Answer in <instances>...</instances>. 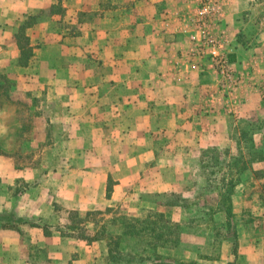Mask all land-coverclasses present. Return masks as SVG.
I'll return each mask as SVG.
<instances>
[{
    "label": "crops",
    "instance_id": "0c3cea01",
    "mask_svg": "<svg viewBox=\"0 0 264 264\" xmlns=\"http://www.w3.org/2000/svg\"><path fill=\"white\" fill-rule=\"evenodd\" d=\"M54 6L60 12H52ZM195 10V0H0L2 76L17 80L23 96L39 100L36 124L46 118V125H59L55 134L64 152L75 149L81 159L84 148L98 143L91 159L98 160L105 195L110 174L136 172L120 170V162H144L156 144L177 145L190 159L193 151L228 141L224 138L246 123L257 130L255 144L264 147V126H255L264 122V7L253 0L218 2L216 31L234 52L241 78L223 98L208 61L197 56L190 39L197 35ZM30 19L25 36L33 54L21 66L18 36ZM156 134L167 137L160 141ZM0 167L11 169L12 180L30 176L16 174L4 158ZM54 175H44L48 186L13 197L18 216L51 223L50 180L68 183L71 173ZM2 177L0 171V208L8 200L2 201L3 180L10 182ZM21 230L26 238L0 228V264H38L29 258L40 251L25 250L27 242L46 247L55 264H86L82 252L72 258L70 239L59 232L44 236L40 228L25 225ZM258 238L240 264H264V236Z\"/></svg>",
    "mask_w": 264,
    "mask_h": 264
},
{
    "label": "rangeland",
    "instance_id": "374dc122",
    "mask_svg": "<svg viewBox=\"0 0 264 264\" xmlns=\"http://www.w3.org/2000/svg\"><path fill=\"white\" fill-rule=\"evenodd\" d=\"M51 11L60 9L54 6ZM225 43L235 68L234 52ZM202 59L210 65L209 59ZM2 73L0 70V158L10 162L16 174L30 176L27 180L23 177L12 180L11 169L5 172L0 167L2 178L10 181L2 183V201L8 200L0 208L1 229L15 230L26 238L21 227L29 225L9 228L15 218L34 221L41 230L46 225L50 234L59 232L69 238L72 258L82 252L86 264H105L110 239L118 242L122 252L131 253L136 260L144 259L143 264H155L156 257L166 264H240V258L250 256L248 247L253 241L264 236V147L255 144L254 133L246 123L242 141L237 140L236 134L228 135L224 138L228 141L222 144L193 151V159H188L190 155H185L177 145L156 144L150 150L153 154L144 162H120V170L126 167L132 171L135 167L136 172L128 177L110 174L108 198L100 188L98 160L91 159L98 155V143L84 148L81 159L76 157L75 149L64 152L55 134L59 125H46V118L36 124L39 100L20 94L22 85L13 78H4ZM236 76L239 86L241 78L238 73ZM215 83L220 98L226 97L218 92L216 77ZM262 121L258 123L260 127L255 126H264ZM156 138L163 140L159 134ZM123 148L117 147L120 154ZM203 149L209 150L206 159L213 163L207 170L197 162ZM239 152L243 156L241 166L245 168L240 174L230 166L240 156ZM219 169L228 175L223 189ZM209 171L213 174L209 175ZM57 172H70L71 176L68 183H59V178L50 180L47 202L53 209L51 223L42 218L18 216L13 197L41 184L48 186L44 175L48 179ZM229 176H234L235 182L227 193ZM26 183L29 186L25 189ZM131 231L136 235H125ZM24 249L31 253L40 251L29 260L55 264L54 259L47 258L46 247L27 242Z\"/></svg>",
    "mask_w": 264,
    "mask_h": 264
},
{
    "label": "built area",
    "instance_id": "2783aa9c",
    "mask_svg": "<svg viewBox=\"0 0 264 264\" xmlns=\"http://www.w3.org/2000/svg\"><path fill=\"white\" fill-rule=\"evenodd\" d=\"M218 2L219 0H195L193 24L197 35H192L190 39L196 44L197 56L210 60L218 92L228 97L238 86V78L224 38L215 29L218 24Z\"/></svg>",
    "mask_w": 264,
    "mask_h": 264
},
{
    "label": "trees",
    "instance_id": "16d2710c",
    "mask_svg": "<svg viewBox=\"0 0 264 264\" xmlns=\"http://www.w3.org/2000/svg\"><path fill=\"white\" fill-rule=\"evenodd\" d=\"M60 1V0H59ZM254 2L256 3H259L260 5H262L264 7V0H253ZM33 23V20L30 19L25 26H23L21 29H20V33H19V36H18V41L20 42V49H21V56H20V59H19V64L21 66H26L29 59L31 58L32 54H33V51H32V48L31 47H26L28 44H29V40L28 38L25 36V33L23 34L22 31L25 30L26 27H28L30 24ZM21 41L23 42V45L21 44ZM247 126H249L247 124ZM247 129H240V132L236 133V136H237V140L238 141H242L245 136H244V131H246ZM252 130V133H255L256 129L254 128H250V131ZM248 141V140H247ZM250 143V142H249ZM248 143L246 142V145ZM208 149V148H206ZM209 153V150H201L200 153H199V156H198V160L197 162H201V167H203L204 169H208L209 167L213 166V163L212 164H209V161L207 158V154ZM240 156L238 157V159L235 160V162L231 165L230 163V166H232L236 173H241L242 170H244L245 168L242 167V159H243V156H241V152H239ZM255 154H261L259 151H255ZM215 167L218 165L217 164V160H215ZM229 166V167H230ZM219 173L222 172V177H221V184H222V188L220 189H223L225 187L224 183L226 182V179H227V173H225L223 171V169H219L218 171ZM209 175L213 174L212 171H209L208 173ZM230 177V180H229V183L227 184L228 186V189H227V193H230L231 190L229 189V187L231 186V184H233L235 182L234 180V176H229ZM28 183H26V185L24 186L25 189L29 186H27ZM106 195L109 197L110 196V190H109V187L107 188V191H106ZM176 197H179L178 195H175ZM231 208V205L230 207ZM230 213V212H229ZM230 215V214H228ZM227 215V216H228ZM1 217V216H0ZM10 219V217H8ZM7 219V220H9ZM18 224H27L29 225L30 227H38L40 228L41 226L38 225L37 223H34V221H30V220H27V219H21V218H15L14 219V222H13V225H10L9 228H16L15 226L18 225ZM47 226L44 225L42 226V230L44 231V235H49L50 233L47 232ZM17 229V228H16ZM125 235L127 236H133V235H136L134 234V232H127L125 233ZM122 243V240L121 242ZM119 247V244L118 242H114L112 241V239L109 240L108 242V255H107V259H106V262L105 264H143L145 263L146 261L142 258L140 259H137L131 255V253H126V252H122L121 250L118 249ZM155 260V259H154ZM155 264H166V263H163L161 261H159V257H156V260H155Z\"/></svg>",
    "mask_w": 264,
    "mask_h": 264
}]
</instances>
